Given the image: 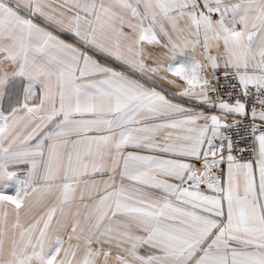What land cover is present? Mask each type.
I'll return each instance as SVG.
<instances>
[{"label": "snow or ice", "instance_id": "1", "mask_svg": "<svg viewBox=\"0 0 264 264\" xmlns=\"http://www.w3.org/2000/svg\"><path fill=\"white\" fill-rule=\"evenodd\" d=\"M0 264H264V0H0Z\"/></svg>", "mask_w": 264, "mask_h": 264}]
</instances>
